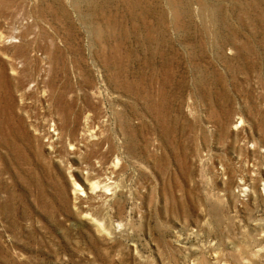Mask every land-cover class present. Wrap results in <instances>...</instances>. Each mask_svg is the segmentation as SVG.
<instances>
[{
  "label": "rangeland",
  "instance_id": "1",
  "mask_svg": "<svg viewBox=\"0 0 264 264\" xmlns=\"http://www.w3.org/2000/svg\"><path fill=\"white\" fill-rule=\"evenodd\" d=\"M0 264H264V0H0Z\"/></svg>",
  "mask_w": 264,
  "mask_h": 264
},
{
  "label": "bare ground",
  "instance_id": "2",
  "mask_svg": "<svg viewBox=\"0 0 264 264\" xmlns=\"http://www.w3.org/2000/svg\"><path fill=\"white\" fill-rule=\"evenodd\" d=\"M86 172V171H85ZM90 174V173H89ZM80 175H78L79 177ZM101 177V176H100ZM79 179V178H78ZM82 185H79L78 182L73 181V185H74V194L78 195V194H88L89 192L91 193V191L93 192V190H95V184H97L95 181L90 180V177L88 175H84L82 176ZM105 181V180H104ZM98 188V187H97ZM103 189V188H102ZM107 189V188H106ZM81 191V192H80ZM109 191V190H108ZM95 193V192H94ZM105 193V192H104ZM92 194V193H91ZM90 194V195H91Z\"/></svg>",
  "mask_w": 264,
  "mask_h": 264
}]
</instances>
